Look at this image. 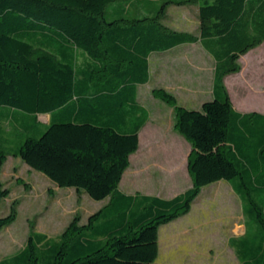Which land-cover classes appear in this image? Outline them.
I'll return each instance as SVG.
<instances>
[{"label":"trees","instance_id":"trees-1","mask_svg":"<svg viewBox=\"0 0 264 264\" xmlns=\"http://www.w3.org/2000/svg\"><path fill=\"white\" fill-rule=\"evenodd\" d=\"M116 1L0 0V115L23 110L35 130L37 115L51 114L16 154L60 187L110 197L86 223L76 216L56 241L32 228L26 246L0 264H38L40 252L49 253L47 264H153L160 225L188 213L202 187L221 179L234 182L254 226L252 237L235 240L239 264H264V114L237 111L225 84L238 58L264 40V0H176L200 3L199 36L163 24L164 8L153 17L110 18ZM199 39L216 58L214 97L195 109L155 91L192 145V187L172 198L120 191L147 117L137 85L149 80V53ZM78 50L91 61L78 66ZM4 161L0 151V174ZM8 194L0 179V213ZM17 207L0 214V231Z\"/></svg>","mask_w":264,"mask_h":264},{"label":"rangeland","instance_id":"rangeland-1","mask_svg":"<svg viewBox=\"0 0 264 264\" xmlns=\"http://www.w3.org/2000/svg\"><path fill=\"white\" fill-rule=\"evenodd\" d=\"M196 54L197 51L194 49H186V58L188 55L193 58L189 60L198 59V56L195 57ZM238 64L240 65L238 71L226 75L233 91L237 89L235 87L238 79H241L244 84L254 85V88H263L264 40L242 54L238 58ZM199 70L201 71L200 68ZM196 71V67L186 63L184 75L186 82L184 83H191L196 76L201 75L205 80L204 88L202 87L204 91L190 99H187L185 92L176 98L179 104L184 103L187 104L188 108L198 109L201 101L209 100L211 96L208 80V78L210 79V70L208 68L205 72L197 75ZM151 81L140 89V100L149 108L147 113L148 127L143 142L145 145L141 147V152L155 157L170 155L174 153L173 148L163 141L160 143L153 141V145L149 144L152 142L150 141L152 138L157 140L169 139L171 137L170 132H178L174 127V107L155 93L156 89L159 88L173 92ZM163 103L170 107L165 110L162 108ZM1 112L4 115H0V151L5 152V161L1 169L0 179L4 186L9 189V194L2 200L0 214L6 216L10 212L13 202L17 203L18 214L12 223L0 231V261L14 256L26 246L32 228L56 241L76 216L79 217L80 223L84 224L90 214L107 204L110 199L108 197L96 200L87 193L78 192L74 187H60L41 171L31 168L16 154V150L28 135H41L46 123L44 121L40 123L38 129L41 128L42 130L38 132L37 128L35 130L26 128L27 124H34L31 121L33 115L23 110L11 108H6V110L1 108ZM37 118L46 119L47 115H39ZM135 153H132L131 168L135 164ZM211 188L212 185L206 188L201 197L198 196L199 201L193 206V209L186 213V221L190 224L194 225L198 224L199 221L210 219L211 225L194 227L190 232H187L185 251L178 249L170 252L169 248L167 249V244H164L165 248L162 246L161 255L156 264H171L183 258H186V264H239L240 259L237 255L235 240L246 236L252 237L254 226L251 219L244 216L241 203L231 202L229 204V201L223 198L224 196H220L224 199V204L220 205L215 202ZM223 214L233 218L229 221V227L224 228L219 233L214 218ZM172 220L161 224L160 230L163 231L167 228ZM170 226L172 227L171 223ZM39 255L38 264H47L49 253L40 252Z\"/></svg>","mask_w":264,"mask_h":264},{"label":"crops","instance_id":"crops-1","mask_svg":"<svg viewBox=\"0 0 264 264\" xmlns=\"http://www.w3.org/2000/svg\"><path fill=\"white\" fill-rule=\"evenodd\" d=\"M175 1L176 0L166 3L167 0H118L108 6L107 16L110 18L120 17L121 15L130 18H144L146 16L153 17L159 14L160 10L164 8V12L161 14V21L163 24L174 31L188 32L199 36L201 23L199 16L200 3H177ZM165 3L166 5L164 6ZM189 48L197 51L195 57L197 58L198 56L199 60H189L193 59L189 57V55L186 58V49ZM147 60L149 63V80L137 85V101L145 109L146 116L149 112V108L140 100V89L147 85L151 80L154 81V84H158L159 86L172 91L178 98L179 95L184 92L188 97L187 99H190L191 97L198 96L201 91H204L203 83L205 80L201 75L196 76L191 83H184L186 82V78L184 79L186 63L197 68L196 75L205 72V70L209 68L210 79L208 78V80L211 90L210 99L214 97L216 58L203 45L200 39L196 42L181 43L166 50L151 51ZM86 61H91V59H89L84 52L78 50L77 65H84V62ZM237 82L235 87V89H237L233 91L229 85L227 77H225V84L234 108L242 113L257 112L264 114V87L254 88V85L250 86L248 83L244 84L241 79H238ZM204 101H201L199 108ZM166 105L164 103L162 104V108L165 110L170 107L168 104ZM181 105L187 107V104L182 103ZM4 109L6 110V108ZM39 115H47L46 119L40 120L37 118L40 122L44 121V123H48L51 118L50 113L38 114L37 116ZM148 120V117H146L145 123L138 132L139 146L135 151L136 158L134 167L131 168L133 163V154H131L130 166L123 173L119 184V190L127 194H146L156 195L163 198H172L185 192L193 185L192 177L188 169V154L192 145L181 133L170 132L171 137L169 139L165 138L163 140H157L152 138L150 140L152 142L149 145H153V141H157V143L163 141V143L172 146L174 153L156 157L150 154H144L141 152V147L145 145L143 142L145 141L144 134L148 127ZM211 185L216 203L223 205L224 199L220 196H224L223 198L228 200L229 204L231 202H236L237 204L241 203L243 210L241 196L236 190L234 182L230 180L221 179L205 185L202 187L198 196L201 197L203 191ZM197 197L192 203L191 210L199 201V197ZM232 218L233 217H229L226 214L214 218L215 225L219 228V230L216 231L221 233L224 228L229 227V221ZM170 223L172 224V227L170 226ZM211 223L212 221L210 219H206L193 225L186 221V214H184L169 222L167 228L163 231L160 230V226L158 230L159 252L158 257L153 264L157 263V260L161 255L162 246L165 248L164 244H167V249L169 248L170 252L178 249L185 251L186 233L190 232L194 227L204 225L209 226ZM171 264H186V258H183L182 260L178 259Z\"/></svg>","mask_w":264,"mask_h":264}]
</instances>
